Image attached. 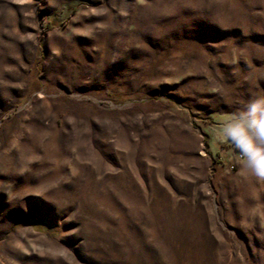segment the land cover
<instances>
[{
    "label": "rangeland",
    "instance_id": "rangeland-1",
    "mask_svg": "<svg viewBox=\"0 0 264 264\" xmlns=\"http://www.w3.org/2000/svg\"><path fill=\"white\" fill-rule=\"evenodd\" d=\"M260 93L264 0H0V264H264Z\"/></svg>",
    "mask_w": 264,
    "mask_h": 264
},
{
    "label": "clouds",
    "instance_id": "clouds-1",
    "mask_svg": "<svg viewBox=\"0 0 264 264\" xmlns=\"http://www.w3.org/2000/svg\"><path fill=\"white\" fill-rule=\"evenodd\" d=\"M219 133L236 150L246 171L264 181V93L227 114Z\"/></svg>",
    "mask_w": 264,
    "mask_h": 264
}]
</instances>
